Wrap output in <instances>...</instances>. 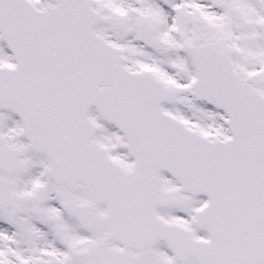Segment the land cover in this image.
<instances>
[{"label": "snow or ice", "instance_id": "6c2138e0", "mask_svg": "<svg viewBox=\"0 0 264 264\" xmlns=\"http://www.w3.org/2000/svg\"><path fill=\"white\" fill-rule=\"evenodd\" d=\"M0 264H264V0H0Z\"/></svg>", "mask_w": 264, "mask_h": 264}]
</instances>
